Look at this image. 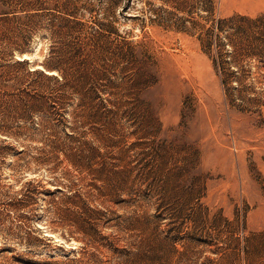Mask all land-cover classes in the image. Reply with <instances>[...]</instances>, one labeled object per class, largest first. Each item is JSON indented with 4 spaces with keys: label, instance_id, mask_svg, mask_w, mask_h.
<instances>
[{
    "label": "rangeland",
    "instance_id": "rangeland-1",
    "mask_svg": "<svg viewBox=\"0 0 264 264\" xmlns=\"http://www.w3.org/2000/svg\"><path fill=\"white\" fill-rule=\"evenodd\" d=\"M72 2L0 15V264H264V0Z\"/></svg>",
    "mask_w": 264,
    "mask_h": 264
},
{
    "label": "trees",
    "instance_id": "trees-1",
    "mask_svg": "<svg viewBox=\"0 0 264 264\" xmlns=\"http://www.w3.org/2000/svg\"><path fill=\"white\" fill-rule=\"evenodd\" d=\"M4 6H6L9 9V11H0V15L9 16L10 14H16L17 11H21V12H29L30 14L28 15H32L31 17H37L38 11L49 9V8H46L48 6H53V8L51 9H62V10H71L74 8L73 14H75V10L77 9V6L75 7L72 0H9L4 4ZM59 18L69 21L68 19H65L64 17H59ZM1 19L8 20L7 17H2ZM18 63L21 64V62H18ZM46 67L48 69H52V66L47 65ZM53 68L58 69L59 67L55 66ZM17 75H14L12 71H9V75L7 77H4L1 75L0 84H5V83H8L9 81H16L18 78ZM3 118L4 117L2 116L0 117L1 119L0 120V130H4L6 126V123H4Z\"/></svg>",
    "mask_w": 264,
    "mask_h": 264
}]
</instances>
